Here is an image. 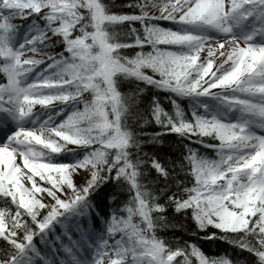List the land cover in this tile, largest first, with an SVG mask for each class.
<instances>
[{"label": "snow or ice", "instance_id": "snow-or-ice-1", "mask_svg": "<svg viewBox=\"0 0 264 264\" xmlns=\"http://www.w3.org/2000/svg\"><path fill=\"white\" fill-rule=\"evenodd\" d=\"M0 72V264H264V0H0Z\"/></svg>", "mask_w": 264, "mask_h": 264}, {"label": "trees", "instance_id": "trees-1", "mask_svg": "<svg viewBox=\"0 0 264 264\" xmlns=\"http://www.w3.org/2000/svg\"><path fill=\"white\" fill-rule=\"evenodd\" d=\"M105 2H110V0H105ZM129 2H131V0H115L116 4H127ZM164 24H166V22H162V26H164ZM61 50L62 49L59 47H57L55 49L56 52H59ZM152 91L157 93V95H158L159 99L161 100V103L165 107V109L171 111V107L168 104L167 100L165 99L166 93L157 92V90H152ZM147 96H148V94L146 93L145 98L143 99V101L141 103V110H143V108L147 106V103H148ZM181 103H182L183 107L187 104L186 101H181ZM146 129L149 132H152L153 130H157V131L159 130L158 127L155 126L154 124L146 126ZM71 146L72 145H70L69 147H71ZM156 150L159 151V156L161 157L162 162L176 160L180 156V150H181V147L179 144V138L175 135H171V136L166 137L163 140L162 145H156L155 147L153 145H148L145 147V151L152 152V151H156ZM185 164H186V162H185ZM181 175H183V173ZM80 176L81 175H77L75 177L76 183H82L83 182V176H81V177ZM112 190L113 189L110 187L106 191L110 192ZM103 196H104V193H101V195L97 198V203L103 211H108L109 210L108 205L106 204V202H104ZM119 200L126 201L127 195L126 194L121 195L119 197ZM119 206L123 207V203H121ZM169 220L172 223H177V221L173 220V218L171 216H169ZM184 223H185V228L182 232H173L171 229H161L158 232V234L163 235L167 239H175L179 235H183V236L187 237L189 235L190 225L187 222H184ZM213 231H218V230L213 229ZM191 242H195V238H193V240ZM0 245H2V241H0ZM199 247L201 248V250L203 251L205 256L209 257V258H219V257L223 256L225 253H227L231 258H238L241 261V264H243V262L248 259V257L246 255H238L237 252H233L232 246L228 245L224 241L212 242V241H207V240H200ZM193 259H195V258L193 257Z\"/></svg>", "mask_w": 264, "mask_h": 264}, {"label": "rangeland", "instance_id": "rangeland-1", "mask_svg": "<svg viewBox=\"0 0 264 264\" xmlns=\"http://www.w3.org/2000/svg\"><path fill=\"white\" fill-rule=\"evenodd\" d=\"M227 47H228V45L226 44V49H227ZM29 55H31V54H29ZM223 59H224V58H223V57H220L219 54L217 53V55H216V57H215V59H214V63H213V66H214L213 69H212L213 71L217 68V65H218V64L222 63ZM215 65H216V66H215ZM225 66H227V65H225ZM38 108H40V106H36V107H35V111H38ZM205 152H206V151H204V153H205ZM204 153H203V154H204ZM17 162L20 163V164H22V160H21L20 158H17ZM24 171H26V169H25ZM81 176H82V175H81ZM81 176H80V177H81ZM41 183H43V182H41ZM25 186H26V187H31V183L28 182V183L25 184Z\"/></svg>", "mask_w": 264, "mask_h": 264}]
</instances>
